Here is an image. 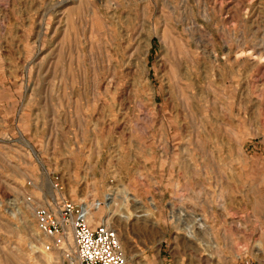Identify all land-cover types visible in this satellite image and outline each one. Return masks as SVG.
Here are the masks:
<instances>
[{
    "label": "rangeland",
    "instance_id": "374dc122",
    "mask_svg": "<svg viewBox=\"0 0 264 264\" xmlns=\"http://www.w3.org/2000/svg\"><path fill=\"white\" fill-rule=\"evenodd\" d=\"M59 197L126 264H264V0H0V264H67Z\"/></svg>",
    "mask_w": 264,
    "mask_h": 264
},
{
    "label": "built area",
    "instance_id": "2783aa9c",
    "mask_svg": "<svg viewBox=\"0 0 264 264\" xmlns=\"http://www.w3.org/2000/svg\"><path fill=\"white\" fill-rule=\"evenodd\" d=\"M59 190L55 183L53 186ZM39 232L51 239L47 249L60 251L67 264H126L115 232L99 224L91 227L83 204L52 198L35 209ZM71 250L72 255H69Z\"/></svg>",
    "mask_w": 264,
    "mask_h": 264
},
{
    "label": "bare ground",
    "instance_id": "6f19581e",
    "mask_svg": "<svg viewBox=\"0 0 264 264\" xmlns=\"http://www.w3.org/2000/svg\"><path fill=\"white\" fill-rule=\"evenodd\" d=\"M108 200H109V202H111V206H112V203H113V201L115 200H113V198L111 197V195H108V198H107ZM99 204V203H98ZM98 204H95V207H97L98 206ZM111 206H110V208H111ZM83 208L85 209V211H86V214H87V216H89V209L87 208V206H84V204H83ZM136 210H138L137 211V213H139L140 215L138 216V217H142V216H144L145 215V213L141 210V207L140 208H137ZM124 216V215H123ZM129 217L128 216H126V218L125 219H128ZM103 225H105V224H103ZM105 226H107V225H105ZM107 227H109V226H107ZM109 228H111V227H109ZM112 229V228H111ZM114 232L116 231V230H114V229H112ZM188 232V231H187ZM190 232V231H189ZM115 234H116V232H115ZM116 237H117V239H118V241H119V238H118V236H117V234H116ZM191 237V236H190ZM119 244H120V242H119ZM122 250V249H121ZM123 253V252H122ZM123 256H124V254H123Z\"/></svg>",
    "mask_w": 264,
    "mask_h": 264
}]
</instances>
